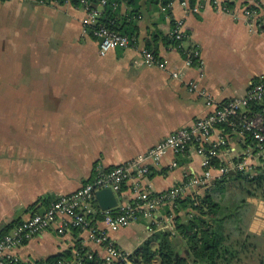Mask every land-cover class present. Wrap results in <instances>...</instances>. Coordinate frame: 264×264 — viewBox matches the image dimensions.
Returning a JSON list of instances; mask_svg holds the SVG:
<instances>
[{
	"label": "crops",
	"instance_id": "1",
	"mask_svg": "<svg viewBox=\"0 0 264 264\" xmlns=\"http://www.w3.org/2000/svg\"><path fill=\"white\" fill-rule=\"evenodd\" d=\"M225 1L233 13L217 11L210 0L197 1V11L175 1L169 13L142 0L136 44L100 54L97 41L83 34L87 16L81 7L58 0H0V231L74 193L98 167L113 169L146 153L264 77V0ZM244 7L257 15L248 20ZM174 20L183 21L182 47L199 51L200 68L187 67L177 45L161 39L170 37ZM148 40L157 47L158 63L151 67L140 64ZM173 72L182 78H173ZM219 137L226 143L224 160L250 162L246 137L222 127L212 140ZM174 161L177 166L170 168ZM202 162L193 150L168 153L143 182L152 193L166 192L199 179ZM131 187V181L124 186L119 207L135 200ZM250 202L249 231L260 235L264 202ZM141 218L116 232L102 221L93 226L132 254L156 219L158 227L166 221L161 209L154 221ZM78 243L105 255L91 230L73 232L59 220L13 254L20 264H37Z\"/></svg>",
	"mask_w": 264,
	"mask_h": 264
},
{
	"label": "built area",
	"instance_id": "2",
	"mask_svg": "<svg viewBox=\"0 0 264 264\" xmlns=\"http://www.w3.org/2000/svg\"><path fill=\"white\" fill-rule=\"evenodd\" d=\"M76 1L79 3V7L86 12L85 26L96 23L101 13L99 8L106 3V0H100L99 8L94 9L91 7L89 0ZM175 1H179L182 6L189 10L197 11L195 5L191 7L185 0L169 1L166 6H160V10L168 13ZM210 2L221 13H233V9L227 6L225 0H210ZM63 3L71 2L70 0H63ZM249 8H243V15L251 20L257 15V11ZM85 26L83 34L87 35ZM92 34L98 43L100 54L108 53L114 49H126L136 44V41L131 38L111 32L103 27L93 30ZM184 37L183 21L174 20L170 38L178 42L177 47L185 55V65L200 68L199 51L195 47L183 48ZM140 56V64L143 66L151 67L158 63L157 58L145 48L140 49ZM182 75L181 72H173L171 76L178 79L182 78ZM196 87L195 84L191 85L192 89ZM252 107H256L258 110L252 111ZM222 125H228L243 137L249 136L253 139V146L248 150L250 162L243 160L234 163L223 159V154L226 153V150L223 149L226 145L225 139L219 137L216 141L212 140L213 135L216 131L218 132V127ZM189 150H193L202 157L205 169L202 176L193 182L175 186L166 192L150 197L151 194L155 193H152L150 187H146L143 182L149 173L150 167L158 166L168 153L179 156ZM213 158L222 160V165L213 166L211 164ZM257 161H260V166L264 168V77L253 82L242 97L219 106L206 117L195 120L189 127L173 132L146 153L138 155L113 169L104 170L98 167L89 183L74 193L51 202L43 214L35 213L30 219L19 223L7 234L0 236V264H18V259L14 256L13 251L33 236L47 230L57 220L62 222L63 227L91 230L95 241L104 246V264H113L117 260L126 261L129 254L123 253L112 245L105 234L98 233L96 228L90 224L87 215L95 213L97 210L92 206V200H95L96 192L110 189L117 196L122 193L123 186L129 181L132 182L131 188H133L135 200L140 201L137 207L128 204L119 207L118 201V206L115 209L119 208V211L116 215L111 214L112 210L102 211L99 208V211L103 213L102 222L105 229L116 232L141 217L153 220L155 213L161 206L171 203L177 197L188 193L193 185L209 184L211 180L221 178L229 171H250L256 166ZM176 166V161L170 164V168ZM158 229L172 231V219L166 218V221Z\"/></svg>",
	"mask_w": 264,
	"mask_h": 264
},
{
	"label": "trees",
	"instance_id": "3",
	"mask_svg": "<svg viewBox=\"0 0 264 264\" xmlns=\"http://www.w3.org/2000/svg\"><path fill=\"white\" fill-rule=\"evenodd\" d=\"M58 1L63 3V0ZM89 1L92 8H99L100 0ZM140 1L142 0H106L105 5L99 8L101 13L96 23L85 26L87 36L96 40L93 30L103 27L137 42ZM169 1L172 0H146L148 5L158 8L166 6ZM187 1L193 7L199 0ZM70 2L79 6L76 0ZM226 4L232 8L231 3ZM249 9L255 10L252 7ZM168 38L161 39L178 45V42L169 36ZM145 44V49L156 57L157 47L149 40ZM251 110L258 109L252 107ZM220 127L232 130L228 125ZM245 139L247 144L253 146L251 137L247 136ZM239 161H243V158L233 160L234 163ZM222 163L217 158L211 160L215 167ZM123 190L124 186L121 191ZM155 195L157 194H151L150 197ZM118 199H123L122 193L118 195ZM250 199L264 202V168L260 165L247 172L229 171L223 177L215 178L209 184L199 185L193 191L161 206L165 217L173 221V233L159 230L156 223L161 222L156 219L155 224L150 226L152 233L148 239L129 254L126 261L117 260L113 264H264V233L257 235L249 231L254 215ZM129 203L137 207L140 201L131 200ZM92 206L97 210L87 215L91 226L93 222L103 220V213L99 211L96 200H92ZM111 214L116 215L117 212L112 210ZM16 225L18 224L12 223L3 227L0 236L7 234ZM80 230L82 229L72 227L73 232ZM37 264H104V260L78 243L74 249Z\"/></svg>",
	"mask_w": 264,
	"mask_h": 264
},
{
	"label": "water",
	"instance_id": "4",
	"mask_svg": "<svg viewBox=\"0 0 264 264\" xmlns=\"http://www.w3.org/2000/svg\"><path fill=\"white\" fill-rule=\"evenodd\" d=\"M95 200L102 211L113 210L118 206L117 196L110 190L104 189L95 193ZM45 211L39 212L43 214Z\"/></svg>",
	"mask_w": 264,
	"mask_h": 264
}]
</instances>
